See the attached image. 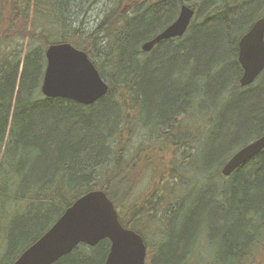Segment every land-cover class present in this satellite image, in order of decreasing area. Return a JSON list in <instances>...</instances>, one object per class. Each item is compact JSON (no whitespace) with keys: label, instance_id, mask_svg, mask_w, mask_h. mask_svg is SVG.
<instances>
[{"label":"trees","instance_id":"16d2710c","mask_svg":"<svg viewBox=\"0 0 264 264\" xmlns=\"http://www.w3.org/2000/svg\"><path fill=\"white\" fill-rule=\"evenodd\" d=\"M183 4L196 11L186 33L144 51ZM97 6L104 15L91 26ZM260 17L264 0H0V264H13L95 190L124 227L143 236L162 226L149 264H255L264 251V150L230 176L222 168L264 134V72L242 87L238 60L239 40ZM25 39L20 72L9 58L12 42ZM62 42L85 51L108 83L96 103L43 95L45 50ZM201 177L203 193L171 228ZM197 229L216 246L207 261L193 256L204 244ZM110 245L80 244L53 264H106Z\"/></svg>","mask_w":264,"mask_h":264},{"label":"water","instance_id":"95a60500","mask_svg":"<svg viewBox=\"0 0 264 264\" xmlns=\"http://www.w3.org/2000/svg\"><path fill=\"white\" fill-rule=\"evenodd\" d=\"M195 9L187 4L178 17L142 49L151 51L164 40L183 36ZM46 67L41 91L48 98H64L92 105L105 97L109 85L89 55L69 42L50 44L45 50ZM239 62L243 68L242 87L251 85L264 71V17L256 20L239 41ZM264 150V134L239 149L223 166L230 176L237 168ZM110 241L106 264H145L147 246L141 234L126 228L112 200L103 190L90 191L69 206L37 241L26 248L13 264H53L78 245L96 246Z\"/></svg>","mask_w":264,"mask_h":264},{"label":"rangeland","instance_id":"374dc122","mask_svg":"<svg viewBox=\"0 0 264 264\" xmlns=\"http://www.w3.org/2000/svg\"><path fill=\"white\" fill-rule=\"evenodd\" d=\"M104 9V8H103ZM103 9H101V6H97L95 7V9L93 10V12H91L90 14H88V18L87 21L90 22L91 26H94V24H96L98 22V20H100L103 17ZM13 46L15 47V50H17L16 52H14L12 54V56H10L9 61H14L15 58H17L18 61H20V65H19V70L21 72L22 67H23V62H24V58L25 55L29 49V40L25 39L24 41H20V42H12ZM135 146V145H134ZM204 149V148H203ZM202 162V159L200 160ZM148 180H145L144 182L141 183V185L138 187L137 192L138 193H142L147 185H148ZM199 185L196 188V191H199L197 193H195L193 195V197L191 198L190 202L188 204H186V208L185 210H183V212L185 211V213H182L178 220H175V224L174 221L170 224L171 228H177V227H182L183 222L186 220L187 217V213L189 211V209L192 208V205L195 204V201L197 200L198 196L200 195V193H203V189L205 187L206 182L204 181V179L201 177L199 179ZM216 183H220V181L216 180ZM144 227H145V223H144ZM159 227V226H158ZM155 228V227H150L149 229H145V231L143 232V236L145 239V243L147 244V247L149 248V250H151V246L154 244H157L159 242H162L164 235L166 234V232L161 228ZM204 225L201 226V228H203ZM205 232L200 231V230H195V232L193 233V237L199 235L200 239L203 240L204 244L201 247L196 248L197 246H194V249L192 250L193 252V256H195L196 258H198L201 261H207L209 260V258H212V256L215 253V249L216 246H214L212 243H210L209 240H207L205 242ZM168 239V238H166ZM166 241V240H164ZM168 242V241H167ZM159 252V251H157ZM158 255V254H157ZM151 254H149V260L151 258ZM158 257H160V255H158ZM150 261L148 262V256L146 258V263L145 264H149ZM255 264H264V251L262 252V255L256 260Z\"/></svg>","mask_w":264,"mask_h":264},{"label":"bare ground","instance_id":"6f19581e","mask_svg":"<svg viewBox=\"0 0 264 264\" xmlns=\"http://www.w3.org/2000/svg\"><path fill=\"white\" fill-rule=\"evenodd\" d=\"M252 26H253V25H252ZM250 29H251V28H250ZM154 37H155V36H154ZM154 37H153V38H154ZM153 38H152V39H153ZM150 40H151V39H150ZM148 41H149V40H148ZM146 42H147V41H146ZM144 43H145V42H144ZM238 54H239V53H238ZM238 60H239V59H238ZM239 63H240V62H239ZM240 65H241V64H240ZM241 67H242V66H241ZM242 70H243V68H242ZM263 72H264V71H263ZM263 72H262V73H263ZM262 73H261V74H262ZM242 74H243V73H242ZM261 74L257 77V79L261 76ZM257 79H256V80H257ZM256 80H255V81H256ZM255 81H254V82H255ZM254 82H253V83H254ZM239 83H240V80H239ZM253 83H252V84H253ZM252 84H251V85H252ZM249 86H250V85H249ZM236 152H237V151H236ZM236 152H235V153H236ZM235 153H234V154H235ZM234 154H233V155H234ZM233 155H232V156H233Z\"/></svg>","mask_w":264,"mask_h":264}]
</instances>
